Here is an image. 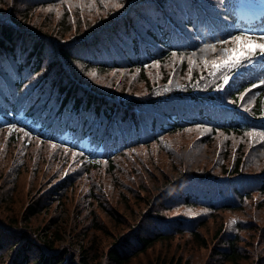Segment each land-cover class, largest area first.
Listing matches in <instances>:
<instances>
[{"label":"trees","instance_id":"16d2710c","mask_svg":"<svg viewBox=\"0 0 264 264\" xmlns=\"http://www.w3.org/2000/svg\"><path fill=\"white\" fill-rule=\"evenodd\" d=\"M114 3L120 7H113ZM242 3L0 0V135L7 132V137L15 140L22 135L13 153L15 158H22L18 151L27 155L37 145L34 155L22 165L28 168L29 184L38 179L39 188L34 193L39 196L25 206L20 219H0V264H188L181 253L163 254L143 263L138 260L159 242L183 234L172 230L178 225L176 220L181 219L175 215L180 213L182 203L211 209L216 212L214 216L234 211L210 238L214 241L210 254L215 256L209 261L207 255L204 264H243L247 260L264 264L258 246L264 237L260 232L264 222L259 218V213L264 215V137L245 135L253 130L264 132V58H257V54L250 62L234 69L224 68L220 74L211 71L214 65L203 62L220 53L219 48L225 46L221 41L241 33L264 36L263 14L258 15L261 24L255 29L256 1L244 8L239 5ZM222 28L224 35L215 34ZM207 45L215 50L210 52ZM90 68L105 71L107 82L90 76ZM158 72L159 79H154ZM75 73L84 79L79 80ZM221 74L256 85L260 94L250 109L230 106L231 98H225L228 88L219 89ZM243 88H234L237 96ZM49 94L52 98L45 100ZM20 110L29 123L12 119ZM176 134L184 138L180 152L170 147ZM84 136L92 145L90 150L78 146ZM52 145L56 147L54 153H62L54 154L59 160L55 165H50V159L36 156L39 150ZM97 147L101 154L93 163ZM251 151L258 165L248 164ZM158 152L160 164L165 161L170 167L164 152L183 156L174 159V169H167L178 177L168 173L161 183L163 188L159 185L151 194V189H144L147 177L140 173L138 177L117 173L115 178L126 190L132 189L137 200L143 197L136 213L147 224H142V234L138 229L135 238L124 230L121 238L109 241L105 252L97 238H88L90 249L66 252L48 224L32 222L39 213L37 205L42 196L49 203L57 193L80 195L88 197L92 207L101 200L110 201L115 194H103L101 186L113 179L116 160ZM89 167L100 173L97 182L89 176ZM248 171L256 174V181L241 180ZM0 172L12 191L17 183L16 177H10L16 171L0 166ZM82 183L85 188L75 190ZM142 192H149V198L140 196ZM168 195L182 203L168 201ZM248 200L246 207L252 211V217L248 215L253 222L241 230L242 215L236 210ZM15 204L10 211H14ZM98 207L110 217L120 216L112 206L109 209L100 203ZM84 217L88 221L79 231L100 234L102 221ZM201 224L188 225L189 234ZM247 230L253 234L246 236ZM197 232L194 239L199 237ZM205 240L199 245L204 246Z\"/></svg>","mask_w":264,"mask_h":264},{"label":"rangeland","instance_id":"374dc122","mask_svg":"<svg viewBox=\"0 0 264 264\" xmlns=\"http://www.w3.org/2000/svg\"><path fill=\"white\" fill-rule=\"evenodd\" d=\"M207 7H212L211 5L205 4ZM221 23L220 21H218ZM220 34H222L224 31L220 30L218 31ZM224 47L229 48H249V47H255V45L252 44H245L242 42L236 43L233 47L232 44L221 46L219 48V52L215 57L222 55L221 49ZM29 49V48H28ZM212 49L210 48V52ZM235 54V53H233ZM81 66V65H80ZM80 70H82L80 67H78ZM67 73V72H66ZM87 73L90 76L96 77L100 80H104L107 82L106 73L105 71H100L99 69L90 68L87 70ZM94 73V75H92ZM76 74V73H75ZM76 77L80 79H84L80 77V74H76ZM160 73L158 72L156 77L154 79H159ZM83 82V80H82ZM87 83V82H86ZM89 84V83H88ZM41 97V95L39 96ZM52 98V95L49 94L45 100H50ZM22 137L21 134L18 135V139H9L7 137V132L2 133L0 135V166L5 168L6 170L10 172L16 171V173H13L10 177V180H13L16 177V183L17 185L14 186L13 190L10 191L6 187V184L4 179H2L3 173L0 172V219L2 217H17L20 219L23 213V209L25 206L30 203L31 201L35 200L38 195H34L35 191H37L38 185L36 184L38 182V179H36L35 182H31L29 184L30 174H27L28 168L23 167V162L25 160H28L34 155L33 150H37V145L32 146L29 150H32L30 153H27V155H24V151H18L19 155L22 158H15L13 157V153L16 152V149H18L19 146V140ZM183 136L176 134L173 137V141L170 143V147L173 149H177V152H180V149L183 144ZM80 146L84 148H88V139L84 137L82 141L80 142ZM56 150L55 146H47L39 150V152L36 154L38 157H43L44 160L50 159V165H55L59 162L57 157L54 154H62L60 152L54 153ZM99 150H96L95 153H98ZM160 152L158 153H145V154H137L131 158H119L116 160V167L117 170L113 173V179L107 180L105 186H101L103 189L102 193L106 194H115L113 199L110 201L101 200L100 202L96 203L95 206H91L90 203L87 202L89 199L83 198L80 195L76 196L75 194L72 196L69 195H63L61 193H57L56 196H53L51 198V201L49 203H46L44 201V196H42L39 200V203L37 205V209L39 210V213L36 215L35 218H32L33 223H40L41 225L48 224L50 231L57 234L58 238V244L62 247H65L67 249L66 252H81L82 250L90 249V244L88 241V238H97V243H101L102 251L105 252L106 246L108 245L109 241L114 238H121L124 235V230L131 232L133 238L136 236V232L138 229H140L142 234V224H147L144 221V218L136 213L137 206L139 203H141V199L137 200L135 197V193H133L132 189L126 190L123 186L117 183L115 180L116 176L119 173L120 175H124L127 177H138L140 173L142 176L147 177L148 183L144 185V189L146 190H152L150 193L153 194L155 192L156 187L160 185V188H163L166 177L169 176L168 173L170 171H167V169L172 168L174 169V159L176 157H180L182 159V155L176 153H168L164 152L165 159L171 163L170 165L166 164V162H161L160 164ZM39 160V159H38ZM261 160L264 161V157H261ZM93 163H96L95 161H92ZM65 160V165H66ZM131 164H133L131 166ZM248 164L252 165H258L256 154L254 151H251L249 156ZM147 166V168L145 167ZM163 170V172L161 171ZM196 170V167L193 165V172ZM255 170V169H254ZM167 171V172H166ZM190 171V170H188ZM88 174L91 177L92 180L98 181L100 179V173L97 171V169L93 167L88 168ZM170 174H174V172H171ZM171 175V176H172ZM174 177H178L177 174L173 175ZM4 178V177H3ZM257 176L254 172L248 171L241 180L245 183H249L250 181H256ZM171 179L168 178L167 181H170ZM177 180L175 178L172 182ZM80 180L77 181V183ZM180 182V181H178ZM171 183V182H170ZM166 184V183H165ZM173 184V183H172ZM170 186V184H168ZM172 186V185H171ZM85 188V184H78L75 187V190H81ZM155 188V189H154ZM81 192V191H80ZM118 192H122L118 196ZM41 193V192H40ZM81 194V193H80ZM139 194L140 196H148L149 198V192L147 194ZM185 197V196H184ZM168 201L174 202V203H182L179 199L172 197L168 195L167 198ZM105 201V202H104ZM250 200H248L246 203L243 204V207L236 210V213L239 215H242L240 218L241 221V230L242 228L247 224L251 223L252 220V211L247 210L246 204H248ZM15 204L14 211H10L11 206ZM105 204L106 207H109L111 209V206L119 211L120 216L113 215V217H110L107 215L106 212L102 213L98 207V204ZM183 207L178 208V211L180 213L176 214L175 216H179L181 219L176 220L178 225L176 228L172 230H177L178 235H172L171 240H166L164 242H159L158 246L153 249L152 251H147L144 254L139 256L140 262H146V261H152L156 257H160L163 254H166L170 256L171 254H178L181 253L184 260L187 261L188 264H204L206 256L210 255L211 259L209 261H212L214 258V253L210 254V247L214 243V241H210V238H212L213 234L218 231L220 225L222 224V221H228L234 211H222L221 214H214L215 211L211 209L206 208H200L193 205H186L182 203ZM77 210H81L82 212L79 213ZM90 210L92 211V216H90ZM10 211V212H9ZM106 211V210H105ZM227 212V213H226ZM250 214V216L248 215ZM85 215H88L89 217H98L95 220L102 221L99 223V225L102 228V231L100 234H93L90 230H85L82 232L79 231L80 226H84L88 219L84 217ZM248 216V217H247ZM115 217V218H114ZM259 218L262 222H264V215L262 213H259ZM116 219V220H115ZM201 224L197 229L193 231V233L190 235L188 230V225H198ZM221 222V223H219ZM106 228H105V225ZM187 225V227H186ZM260 232L264 234V228L260 227ZM106 230V231H104ZM240 230V231H241ZM198 231V232H197ZM219 231L223 232L222 229ZM97 232V231H94ZM197 232L198 238L194 239V234ZM225 233V232H224ZM246 236H251L253 234V231L247 230ZM207 243H206V240ZM205 240V245L200 246L199 242L201 240ZM135 240V239H134ZM177 244V245H174ZM208 244V245H207ZM258 246L260 247L261 251L264 252V237L262 236L259 239ZM255 247V246H254ZM257 249V247H255ZM94 249V248H91ZM36 251V250H34ZM98 252V250H96ZM262 252L261 256L259 258L263 259L264 253ZM166 262L165 264H167ZM243 264H252V261L247 260Z\"/></svg>","mask_w":264,"mask_h":264},{"label":"snow or ice","instance_id":"6c2138e0","mask_svg":"<svg viewBox=\"0 0 264 264\" xmlns=\"http://www.w3.org/2000/svg\"><path fill=\"white\" fill-rule=\"evenodd\" d=\"M113 7H120L119 4L114 3L112 5ZM238 42H242L245 44H252L255 45V47H249V48H229L224 47L221 49L222 55L214 57L211 61L205 60L203 61L205 65L212 64L214 67L211 69L213 72H218L221 69L228 68V69H234L240 67L243 62L245 61H251V58L255 55H259L261 58H264V36H253L241 33L240 35H236L231 37L230 40H224L220 43L222 45H229V44H236ZM207 48H211L215 50L213 45H207ZM235 53V54H233ZM94 75V73H92ZM224 83H228V76L223 77ZM264 83V81H262ZM256 85H253L255 87ZM241 99H243V96H241ZM27 135V133H25ZM247 136H259L264 137V132H255L249 131L245 133ZM232 223H235L233 221Z\"/></svg>","mask_w":264,"mask_h":264},{"label":"bare ground","instance_id":"6f19581e","mask_svg":"<svg viewBox=\"0 0 264 264\" xmlns=\"http://www.w3.org/2000/svg\"><path fill=\"white\" fill-rule=\"evenodd\" d=\"M3 71H4L5 74L7 73L6 69H4ZM8 181H9V178H6V182H8Z\"/></svg>","mask_w":264,"mask_h":264}]
</instances>
